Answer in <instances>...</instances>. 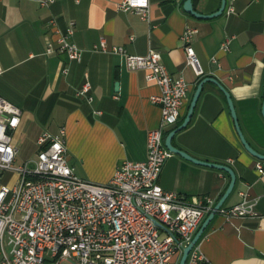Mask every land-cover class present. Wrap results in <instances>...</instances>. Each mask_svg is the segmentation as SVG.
<instances>
[{
	"label": "crops",
	"instance_id": "crops-1",
	"mask_svg": "<svg viewBox=\"0 0 264 264\" xmlns=\"http://www.w3.org/2000/svg\"><path fill=\"white\" fill-rule=\"evenodd\" d=\"M185 1L150 0L143 18L122 9L123 0H0V96L22 111L13 132L17 160L32 158L27 148L37 152L43 133L57 134L63 127L68 162L85 179L108 182L123 160L147 158L148 132L161 122V107L151 99L160 87L147 80L145 69L127 68L123 55L95 49L102 38L131 54L155 49L172 74L187 79L190 90L181 119L199 81L216 78L231 92L247 140L264 153V0H227L225 10L210 18L187 12ZM221 2L193 0L204 14L218 10ZM70 21L75 22L73 40L82 49L81 60L57 49L47 53V47L58 46ZM188 43L200 60L201 76L187 63ZM86 82L88 95L78 94ZM173 143L197 158L233 168L236 183L224 205L245 199L256 203L253 216L215 215L197 242L206 264H264V172L242 144L217 84H204L190 122ZM159 182L189 199L210 196L217 203L230 175L174 153Z\"/></svg>",
	"mask_w": 264,
	"mask_h": 264
},
{
	"label": "built area",
	"instance_id": "built-area-1",
	"mask_svg": "<svg viewBox=\"0 0 264 264\" xmlns=\"http://www.w3.org/2000/svg\"><path fill=\"white\" fill-rule=\"evenodd\" d=\"M120 7L147 18L150 0H123ZM74 33L75 22L70 21L58 46L47 47V53L57 49L71 60H81ZM190 36L189 30L185 37ZM94 48L123 55L127 68L145 69L147 80L160 87V93L151 97L161 107V122L148 132V156L123 160L108 182L85 179L68 162L63 127L57 134L43 133L35 156L17 164L13 132L22 111L0 96L1 264H178L216 204L210 196L189 199L159 182L166 161L174 154L165 144V135L181 120L190 90L187 79L172 74L155 49L147 55L131 54L123 46L109 45L105 38ZM185 50L187 63L201 76L193 46L188 43ZM90 88L86 82L78 94L87 96ZM256 168L264 172V159H257ZM6 173L12 176L4 180ZM255 204L248 199L233 206L223 204L216 215L253 216ZM206 263L196 243L186 264Z\"/></svg>",
	"mask_w": 264,
	"mask_h": 264
},
{
	"label": "water",
	"instance_id": "water-1",
	"mask_svg": "<svg viewBox=\"0 0 264 264\" xmlns=\"http://www.w3.org/2000/svg\"><path fill=\"white\" fill-rule=\"evenodd\" d=\"M226 4H227V0H222L221 6L219 7V9L212 12V13H209V14H204V13L197 11L194 7L193 0H186L184 3V8L187 12L193 14L196 17L210 18V17L220 15L225 10ZM207 82H213V83L217 84L225 93V95L227 97L228 104H229V108H230V111H231V114H232V117L234 120V124H235L236 130H237V133H238L240 140H241L242 144L244 145V147L255 157L260 158V159H264V153L259 152L250 144V142L247 140V138H246V136H245V134L241 128V125H240V122L238 119V114H237V111L235 108V104H234L231 92L224 85H222L216 78H214L212 76L203 77L197 85V88L194 92V95L190 101L188 111L184 117V120L182 121L181 124H179L177 127L173 128L171 131L168 132V134L166 135V138H165V144L172 152L178 153L181 156H183V157H185V158H187V159H189L195 163L214 167V168L226 171L230 175V182H229L227 189L225 190L224 194L221 196V198L218 200V202L214 205L213 209L208 214V216L205 218V220L203 221V223L201 224V226L199 227V229L195 233L194 237L192 238V240L184 248L178 264H186V261H187V258H188V255H189L191 249L199 241V239L203 235L205 229L207 228L209 223L215 217L217 210L224 204L226 199L233 192L234 187H235V183H236V174H235V171L233 170V168L231 166L224 164V163L213 162V161L197 158V157L193 156L192 154H190L189 152H187L186 150L179 148L178 146H176L173 143V139L176 136V134L178 132H180L183 128H185L187 126V124L190 122L192 115H193V112H194V109H195V106H196L197 101L199 99V96L202 92L203 86ZM117 87H118V82L116 83V88ZM263 95H264V92H263ZM262 114L264 116V99H263V105H262ZM157 224L159 226H161V224L159 222H157Z\"/></svg>",
	"mask_w": 264,
	"mask_h": 264
},
{
	"label": "rangeland",
	"instance_id": "rangeland-1",
	"mask_svg": "<svg viewBox=\"0 0 264 264\" xmlns=\"http://www.w3.org/2000/svg\"><path fill=\"white\" fill-rule=\"evenodd\" d=\"M18 142H19V146H22V145H23L22 141H18ZM28 149H29V150H28ZM27 150L29 151L28 154H31V157H32V156H35V154L37 153V152H35V148H34L33 146H29V147L27 148ZM25 159H26V158H24L23 156H21V157L18 158V160H17L16 163H17V164L22 163ZM11 176H12L11 173H6L5 176H4V180L10 178ZM65 264H68V263L66 262Z\"/></svg>",
	"mask_w": 264,
	"mask_h": 264
},
{
	"label": "trees",
	"instance_id": "trees-1",
	"mask_svg": "<svg viewBox=\"0 0 264 264\" xmlns=\"http://www.w3.org/2000/svg\"><path fill=\"white\" fill-rule=\"evenodd\" d=\"M183 120H184V118H182V119L180 120L179 124H181Z\"/></svg>",
	"mask_w": 264,
	"mask_h": 264
}]
</instances>
